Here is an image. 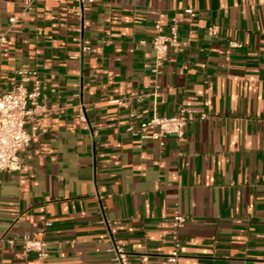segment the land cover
<instances>
[{
    "label": "crops",
    "instance_id": "crops-1",
    "mask_svg": "<svg viewBox=\"0 0 264 264\" xmlns=\"http://www.w3.org/2000/svg\"><path fill=\"white\" fill-rule=\"evenodd\" d=\"M77 8L0 0V31L18 19L0 93L38 69L47 106L21 169L0 172V264H113L108 225L131 264H167L176 209L179 264H264V0H97L82 19ZM173 17L179 44L154 75L153 25ZM182 108V139L126 129L133 111L138 123ZM16 235L45 238L48 257L10 246Z\"/></svg>",
    "mask_w": 264,
    "mask_h": 264
},
{
    "label": "built area",
    "instance_id": "built-area-1",
    "mask_svg": "<svg viewBox=\"0 0 264 264\" xmlns=\"http://www.w3.org/2000/svg\"><path fill=\"white\" fill-rule=\"evenodd\" d=\"M97 0H77L78 8L76 15L81 19L84 17V5L93 4ZM33 0H24L25 7H29ZM191 15L194 13L191 11ZM17 17H10L9 21L13 25ZM12 25L5 27L0 31V54L4 51V46L8 43L9 31ZM179 27L180 21L173 17L171 22L166 26L161 20H156L153 28L155 34L151 41L153 49V66L152 73L159 75L163 72L166 61L169 59L172 48L179 44ZM85 25L81 23L78 28L82 35ZM208 35L214 36V26L208 27ZM241 46L237 41H230L226 48V58L230 59L232 49ZM83 50L86 52L93 51V47L83 44ZM18 73L21 78L14 82L12 87L0 93V172L16 171L22 167L20 153L26 149L31 140L39 133L41 124L38 118L47 111V106L42 102L41 97L45 89V82L38 69L21 68ZM83 106V103L80 104ZM140 116V113L133 111L132 120L127 126V131L140 139L160 140L172 136L182 139L185 136V127L189 117L184 108L179 113L160 114L155 113L153 116L134 123L133 119ZM207 115L204 114L203 118ZM30 124V125H29ZM97 196L100 197L99 193ZM105 222V219L102 220ZM187 222V216L180 210L176 209L172 221L173 249L166 255L167 264H179L182 241L180 231ZM52 225L51 221L45 223L46 227ZM107 237L112 244L113 264H131V256L123 247L117 245L114 240L115 229L107 226ZM10 246L20 244L25 251L36 253L40 259L48 257L49 242L45 238H33L30 235L12 236L6 239ZM141 264H153L151 254L143 253L140 255Z\"/></svg>",
    "mask_w": 264,
    "mask_h": 264
}]
</instances>
